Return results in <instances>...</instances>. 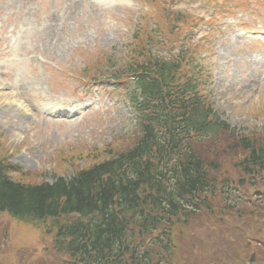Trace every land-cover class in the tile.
<instances>
[{"label": "rangeland", "instance_id": "374dc122", "mask_svg": "<svg viewBox=\"0 0 264 264\" xmlns=\"http://www.w3.org/2000/svg\"><path fill=\"white\" fill-rule=\"evenodd\" d=\"M149 1L0 0L1 155H8L20 171L47 175L50 180L53 170L67 176L91 156L100 158L106 146L117 144L115 137L133 128L134 115L121 86L80 83L85 64L101 66L110 53L116 58L125 55L128 47L123 45L130 43L136 25L155 30L150 34L154 43L165 41L150 16L152 8L143 13ZM215 4L224 11L210 17L214 8L206 0L154 2L164 15L210 17L211 22L190 30L192 22L184 19L180 31L185 32L181 39L193 48L199 39L205 44L201 60L209 65L213 108L236 131H264V42L238 36L246 29L264 30V0H216ZM170 27L167 20V32ZM181 44L174 40L170 50L178 51ZM155 51L170 57L163 48L152 46ZM77 99L95 103L94 108L73 120L50 114L58 107L75 108ZM236 154L222 153L227 161L219 158L225 166L222 176H229L233 186L243 179L256 187L245 183L237 200H230L233 211L217 210L192 227H177L171 264H264V196L255 195L256 190L264 191V180L240 174L228 162ZM213 204L220 206L218 200ZM36 231L0 213V264L66 263L49 250L51 240Z\"/></svg>", "mask_w": 264, "mask_h": 264}, {"label": "trees", "instance_id": "16d2710c", "mask_svg": "<svg viewBox=\"0 0 264 264\" xmlns=\"http://www.w3.org/2000/svg\"><path fill=\"white\" fill-rule=\"evenodd\" d=\"M135 36L112 75L135 79L132 131L70 175L53 170L50 180L0 154V213L49 238L64 264H171L177 227L233 211L230 200L242 194L245 180L233 186L222 176L223 152H237L228 162L240 174L264 180V131H236L220 119L203 90L199 51L163 60L140 30Z\"/></svg>", "mask_w": 264, "mask_h": 264}, {"label": "bare ground", "instance_id": "6f19581e", "mask_svg": "<svg viewBox=\"0 0 264 264\" xmlns=\"http://www.w3.org/2000/svg\"><path fill=\"white\" fill-rule=\"evenodd\" d=\"M264 65V64H263Z\"/></svg>", "mask_w": 264, "mask_h": 264}]
</instances>
